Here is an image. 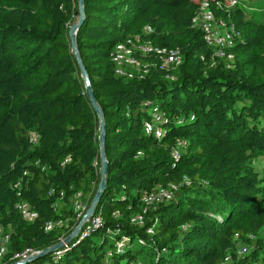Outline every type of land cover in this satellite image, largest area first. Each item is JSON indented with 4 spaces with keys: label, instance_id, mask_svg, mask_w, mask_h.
Listing matches in <instances>:
<instances>
[{
    "label": "trees",
    "instance_id": "1",
    "mask_svg": "<svg viewBox=\"0 0 264 264\" xmlns=\"http://www.w3.org/2000/svg\"><path fill=\"white\" fill-rule=\"evenodd\" d=\"M235 1L233 9L210 2L240 35L228 60L215 58L192 26L201 1L84 0L76 45L106 129L108 174L93 214L102 224L58 250L60 259L56 251L28 264H264V175L254 167L264 159V0H252L255 11ZM79 22L78 0H0V226L11 234L8 259L68 238L82 219L76 203L88 210L101 182L99 120L69 37ZM148 27L154 45L180 51L183 62L168 72L148 56L144 80L117 77L115 47ZM155 107L161 139L144 129ZM173 186L174 200L144 213L146 196ZM22 202L37 212L35 222L21 218Z\"/></svg>",
    "mask_w": 264,
    "mask_h": 264
},
{
    "label": "built area",
    "instance_id": "2",
    "mask_svg": "<svg viewBox=\"0 0 264 264\" xmlns=\"http://www.w3.org/2000/svg\"><path fill=\"white\" fill-rule=\"evenodd\" d=\"M217 5L221 7L220 3H217ZM192 26L195 29L201 30L204 34L205 44L216 50L214 53L215 58H227L228 60L234 58L230 51L235 47V42L240 35L236 32V27L233 24L217 20L210 2H201L199 13L193 19ZM153 33V29L148 27L144 30L141 36L129 39L125 43L118 44L115 47L111 55V62L115 66V74L117 77L139 81L144 80L149 73L151 65L142 63L141 58L148 56L159 57L162 61V69H166L168 72L174 70L183 62V57L180 51L156 47L152 40L149 39ZM151 115L153 120L145 124V133L146 135H152L157 139H161L164 136V132L159 126L160 118L158 107H155L152 110ZM33 138V141H35L36 137ZM184 183L186 185L190 184L188 179H184ZM14 188L18 192L17 195L20 196L22 189L21 181L16 183ZM177 191L178 187L173 186L170 189H160L157 192L146 196L143 199L146 206L144 213H146L147 209H150L153 206L174 200ZM55 208H59V203L55 205ZM16 209L21 218L27 223H33L38 218L37 212H35L27 202L19 203L16 206ZM76 209L79 212L78 219L81 216L83 217L87 212V208L79 201L76 203ZM133 221L142 224L143 216H138ZM101 224V218L92 215L86 223V229L84 227L83 235L86 237L93 230L98 229ZM63 225V221L50 222L46 225L45 230L52 231ZM10 235V233L6 232L3 227L0 226V264H24L29 258L41 253L26 250L25 252L16 254L8 259ZM246 252L247 249L244 248L239 254L244 255ZM63 253L64 252L62 251H57L55 254L56 259H60ZM225 264H228V262Z\"/></svg>",
    "mask_w": 264,
    "mask_h": 264
},
{
    "label": "water",
    "instance_id": "3",
    "mask_svg": "<svg viewBox=\"0 0 264 264\" xmlns=\"http://www.w3.org/2000/svg\"><path fill=\"white\" fill-rule=\"evenodd\" d=\"M78 5H79L80 22L75 23L70 27L69 37H70V41H71L72 52L75 55V59L78 63V66H79V69L81 72V78H82L84 85H85L86 95H87L88 99L90 100V103H91L94 111L96 112V114L98 116V120H99V130L98 131H99V147H100V160H101V170H100L101 182L99 184L97 194L95 195V198L93 199L90 208L85 213V215H84L81 223L79 224L78 228L68 238H66L63 242H60L57 245H54L48 249H45L39 255H36L34 257L29 258L24 264H28V263L36 260L39 257L45 256L48 254H53L54 252L63 249L65 247V245L69 244L74 237L78 236V234L80 233V229H81L82 225L84 224V222L88 221V219L94 214L95 209H96L98 203L100 202L101 196H102L103 191L106 187V177L108 174V162L106 159V152H105V147H106L105 120H104L103 112H102L101 108L99 107L97 100L94 96V92L92 90V84H91L90 78L88 76V73H87L84 65H83L82 59L79 55V51H78V48L76 45V36H77L78 31H79V28H81V26L83 24V20L85 17L84 0H78Z\"/></svg>",
    "mask_w": 264,
    "mask_h": 264
},
{
    "label": "rangeland",
    "instance_id": "4",
    "mask_svg": "<svg viewBox=\"0 0 264 264\" xmlns=\"http://www.w3.org/2000/svg\"><path fill=\"white\" fill-rule=\"evenodd\" d=\"M197 1H208V2H211V1H215V0H197ZM243 2H244V4H245V6H246V9L247 10H249V11H255L256 10V8L254 7V6H252V0H242ZM236 6V1L235 0H225V7L227 8V9H233L234 7ZM178 152H179V150H177ZM254 167H255V169L258 171V172H260L261 173V175H264V159H262V158H260V159H258L257 161H255L254 162ZM176 197V196H175ZM76 211H77V209H76ZM79 213V212H78ZM84 217V216H83ZM83 217H82V219H83ZM82 219L81 220H79V223H78V225H77V227L73 230V232L78 228V226H79V224L81 223V221H82ZM86 223H87V221L86 222H84V224L82 225V227H81V229H80V233L82 234L83 233V231H84V227L86 226ZM85 229H86V227H85ZM72 232V233H73ZM71 233V234H72ZM79 233V234H80ZM79 234H78V236H79ZM78 236H76V237H74L72 240H71V242L73 241V240H75V238H77ZM110 237H112V236H110ZM112 240H113V238H111ZM65 239H63V241H64ZM62 241V242H63ZM122 246H123V244H121ZM66 246H69V244H66L65 245V247ZM64 247V248H65ZM146 248H148L147 246H145ZM68 247H66V249H67ZM237 248H238V253L241 251V250H243L245 247L242 245V244H238L237 245ZM16 264V263H15Z\"/></svg>",
    "mask_w": 264,
    "mask_h": 264
}]
</instances>
